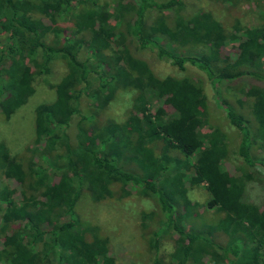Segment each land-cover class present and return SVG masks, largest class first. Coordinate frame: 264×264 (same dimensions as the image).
Masks as SVG:
<instances>
[{"label": "trees", "instance_id": "1", "mask_svg": "<svg viewBox=\"0 0 264 264\" xmlns=\"http://www.w3.org/2000/svg\"><path fill=\"white\" fill-rule=\"evenodd\" d=\"M109 7L101 0H0V29L9 33L10 55L8 66L0 68V99L6 96L0 100L1 112L9 119L22 107L34 94L37 77L55 92L53 102L35 109L34 145L39 154L27 171L0 140V173L22 187L20 205L7 188L0 191L1 200L7 202L0 228V261L114 264L107 239L79 222L75 206L84 191L100 201L114 196L112 186L121 184L119 195H128L125 188L132 185L160 210L157 230L146 242L154 254L153 264H163L159 239L170 234L175 238L169 264H264V203L256 207L246 199L253 181L250 174L234 176L223 167L232 147L224 132L219 128L201 132L208 124L202 83L192 78L159 79L126 49L134 44L171 65L193 66L214 91L229 83L252 99L254 135L232 105H223L240 136L236 154L253 168V138L264 142V22L252 29L237 24L228 32L210 13H188L184 0H117L113 14ZM150 11L157 16L148 22ZM166 11L172 13V22ZM61 12L72 17L75 37L63 35L58 27ZM199 47V54H185ZM52 59L66 67L55 84L44 79ZM92 75L99 82L95 91H91ZM117 88L137 91L131 112L122 124L98 126L96 112ZM83 96L95 104L90 115L81 112ZM74 117L78 121L71 142L66 130ZM169 149L186 159L195 156L193 165L172 157ZM260 166L264 170V162ZM203 183L209 195L206 208L221 217L197 226L191 223L194 204L186 185ZM149 217L143 215L142 224ZM37 225L48 228L47 239ZM26 229L35 230L31 245L24 242ZM216 232L225 243L211 237ZM36 245L40 247L35 249Z\"/></svg>", "mask_w": 264, "mask_h": 264}, {"label": "rangeland", "instance_id": "2", "mask_svg": "<svg viewBox=\"0 0 264 264\" xmlns=\"http://www.w3.org/2000/svg\"><path fill=\"white\" fill-rule=\"evenodd\" d=\"M117 0H101V2H108L110 7L109 12H112V6ZM158 3L163 0H156ZM188 13L196 11H203L210 13L216 20H218L228 32H232L234 26L240 24L242 28L252 29L264 22V0H184ZM76 8V5H73ZM169 22H172V13L166 11ZM35 18H41L37 14H33ZM157 16L155 11H150L147 15V21H152ZM72 17L69 13L61 12L60 16L56 18L58 27L62 30V34L69 36L74 35L73 26L71 24ZM113 22V21H110ZM45 25L50 24V20L43 19ZM118 24V23H116ZM9 33L0 29V68L8 66L9 51L7 47V39ZM239 35H242L240 33ZM48 37V36H46ZM77 37V36H76ZM51 38V36H49ZM48 38V39H49ZM158 39V38H157ZM160 40V39H159ZM161 41V40H160ZM161 43L168 49H172L171 45ZM134 45V44H133ZM131 44L128 46L127 52L137 61L144 63L152 74L163 79L171 77L175 79L192 78L202 83L203 93L207 102V123L203 126L201 132L203 134L210 133L214 128H219L224 132L227 139L231 141V153L227 162L223 163V167L234 176H239L245 172L253 177V181L247 187V201L260 206L264 203V170L260 166L264 162V142L259 137L253 138L251 147V157L255 161V167L249 168L241 157L236 154V147L239 143L240 136L236 128L230 125L226 118L223 104L232 105L241 116H243L245 125L255 134L256 126L254 116L252 115V99L246 98L241 93L240 89L233 84L224 83L217 91H214L210 86L206 76L195 67L190 65L175 66L168 62L159 60L155 54L149 50H140ZM231 46V45H227ZM201 47L192 50L185 54L197 55L201 52ZM84 50L79 53V58L83 59ZM94 66V65H93ZM66 73V67L61 60L52 59L50 64V73L45 76L46 83H57ZM92 89L95 91L99 85L96 77L92 75L90 80ZM34 94L28 98L26 103L20 107L14 114L6 119L0 109V140L4 143L9 154L14 157L17 164H21L25 171L32 160H38V149L34 145L35 140V109L38 105L49 104L55 100V92L41 81V77H37L34 83ZM137 96V91L133 89L117 88L113 97L108 100L107 105L97 110L96 122L98 126H102L109 122L112 124H122L128 118L133 101ZM6 96L3 95L2 99ZM95 108L92 100L87 96H83L80 104L82 114L90 115ZM78 117H74L66 130L71 142L74 141L75 124ZM205 141L203 139L202 143ZM161 144L158 143L155 147L156 154L160 152ZM36 151V155L34 152ZM168 154L172 157L185 160L180 156V153L175 149H169ZM159 155V154H158ZM195 156L186 159L191 165L194 163ZM45 165V164H43ZM129 167V165H127ZM130 168L137 173L134 165ZM58 180V178H56ZM187 178L185 177V180ZM2 188H7L12 192V200L17 205L22 201V187L14 179L5 177L0 173V191ZM188 190V197L192 204L191 223L199 226L201 223L208 224L221 217L214 210H208L206 204L209 200V195L205 184H199L190 188L186 185ZM129 194L119 195L121 191V184L112 186L114 196L107 197L100 201H95L91 198L89 192L84 191L79 201L75 206V216L81 224L87 227L96 228L101 237L106 238L109 248V256L114 260V264H153L154 254L152 249H149L146 244L147 238L157 230V218L160 216V210L155 201L146 196L139 195L132 185L125 188ZM7 202L0 198V228L2 227L3 217L6 213L4 210ZM179 206V205H178ZM179 211L183 209L179 206ZM150 215L143 224L147 228L143 230L141 227L142 216ZM65 220V218H63ZM62 220V221H63ZM38 226V225H37ZM188 228L187 225H184ZM39 230H43L46 235L44 239L48 238V228L43 225L38 226ZM34 229H26L24 242L31 245L34 237ZM43 237V236H42ZM219 243H225L226 239L220 233H214L211 236ZM173 234L164 235L159 239L158 256L163 264H169L170 254L174 248ZM241 244V243H240ZM1 247V245H0ZM40 245H36L38 249ZM34 249V250H35ZM0 264H9V261H0Z\"/></svg>", "mask_w": 264, "mask_h": 264}]
</instances>
